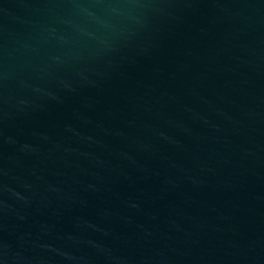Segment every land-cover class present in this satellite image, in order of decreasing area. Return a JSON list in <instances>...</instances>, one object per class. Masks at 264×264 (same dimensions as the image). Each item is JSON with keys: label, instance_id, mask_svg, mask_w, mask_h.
<instances>
[{"label": "water", "instance_id": "1", "mask_svg": "<svg viewBox=\"0 0 264 264\" xmlns=\"http://www.w3.org/2000/svg\"><path fill=\"white\" fill-rule=\"evenodd\" d=\"M0 264H264V0H0Z\"/></svg>", "mask_w": 264, "mask_h": 264}]
</instances>
